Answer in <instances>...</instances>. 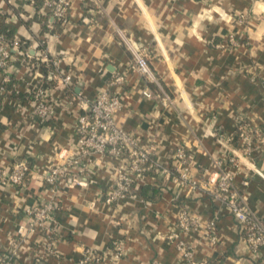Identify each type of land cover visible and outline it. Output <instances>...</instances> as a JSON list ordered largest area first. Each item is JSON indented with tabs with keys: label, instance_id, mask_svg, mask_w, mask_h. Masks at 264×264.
Returning a JSON list of instances; mask_svg holds the SVG:
<instances>
[{
	"label": "crops",
	"instance_id": "1",
	"mask_svg": "<svg viewBox=\"0 0 264 264\" xmlns=\"http://www.w3.org/2000/svg\"><path fill=\"white\" fill-rule=\"evenodd\" d=\"M0 17L21 44L12 50L10 82L0 70V166L26 161L30 167L21 187L0 182V253L16 247L17 229L28 224L26 210L50 196L43 175L80 155V102L106 89L122 99L117 125L152 147L162 165L174 168L175 151L184 147L192 175L203 181L220 161L264 220V180L255 172H264V145L247 155L237 137L239 119L264 136V0H71L65 28L40 0H0ZM120 32L144 51L172 99L168 108L144 96L157 94L159 86L135 69ZM62 73L72 76L69 89ZM117 75L124 81L112 85ZM39 89L48 92L54 113L47 120L32 116L30 93ZM123 164L121 157L84 158L78 174L86 186L60 183L53 248L60 258L37 230L21 245L16 264H77L85 249L106 253L114 241L122 244L123 257L102 264H182L168 237L184 207L202 225L216 223L215 244L203 241L204 227L186 237L197 261L258 264L261 255L251 253L227 208L166 176L148 175L132 196L107 203Z\"/></svg>",
	"mask_w": 264,
	"mask_h": 264
},
{
	"label": "built area",
	"instance_id": "2",
	"mask_svg": "<svg viewBox=\"0 0 264 264\" xmlns=\"http://www.w3.org/2000/svg\"><path fill=\"white\" fill-rule=\"evenodd\" d=\"M44 7L49 9L53 21L61 28L69 25L68 13L71 8V0H40ZM121 40L133 55L135 69L150 82L159 86V92L153 93L145 91L147 98L159 99L165 108L171 103V97L162 88L159 80L148 62L144 51L125 34L120 32ZM230 44L236 45L237 40L231 37ZM18 41L9 42L0 35V70L4 73L5 82L11 81V62L12 50H19ZM21 55L28 60L35 59V55L23 53ZM55 66L58 62L54 63ZM61 83L63 87L69 89L73 84L72 76L62 73ZM55 77V76H54ZM123 77L117 75L112 81V85L122 84ZM106 89L102 91L92 102H80L84 112L79 116L76 136L79 156L66 157L60 166L49 169L44 175L43 180L48 186L50 196L46 200H41L34 206L26 210L27 225H21L17 229L16 247L8 253H0V264H16L19 258V249L30 236L37 230L47 243L52 254L60 258L54 248L56 237L55 213L59 209L60 202V183L66 181L65 187L68 189L74 185L86 186L80 179L79 172L83 159L89 156H112L121 157L124 164L119 167L118 175L114 182V188L108 195L106 202L111 204L122 198L133 195V187L143 181L148 175H163L171 179L182 190L204 192L211 200L227 208L230 215L238 223L240 232L247 241L249 249L253 255H261L258 264H264V220L258 218L250 209L243 195L234 185V173L222 167L221 162H217L216 171L207 180L200 181L191 173L192 156L184 147H179L175 151L174 168L162 165L156 158L154 149L141 143L132 133L120 128L115 120V115L122 106V99L117 94H113ZM47 93L44 90L33 91L30 93L32 100V116L41 120H47L53 116V110L47 100ZM237 137L242 143V150L245 154L251 155L252 152L259 150L264 145V136L258 128H251L247 123L239 119ZM235 163L234 159H230ZM256 174L264 180V172L255 170ZM30 167L26 161L15 162L10 167L0 166V182L3 185L21 187L25 184ZM248 185V181L244 183ZM203 229V241L209 244L217 242L216 223L210 222L202 225L200 218L193 216L187 208L181 209L177 224L173 232L168 237L176 243L180 253L182 264H208L206 261H197L194 251L186 237L192 235L199 229ZM124 255L122 244L114 241L105 252L93 249H85L82 258L77 264H102L109 260H120Z\"/></svg>",
	"mask_w": 264,
	"mask_h": 264
},
{
	"label": "trees",
	"instance_id": "3",
	"mask_svg": "<svg viewBox=\"0 0 264 264\" xmlns=\"http://www.w3.org/2000/svg\"><path fill=\"white\" fill-rule=\"evenodd\" d=\"M15 29L5 23L4 18L0 17V35H3L7 41L14 42ZM23 47V46H22ZM27 49V48H24Z\"/></svg>",
	"mask_w": 264,
	"mask_h": 264
}]
</instances>
